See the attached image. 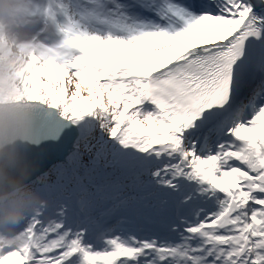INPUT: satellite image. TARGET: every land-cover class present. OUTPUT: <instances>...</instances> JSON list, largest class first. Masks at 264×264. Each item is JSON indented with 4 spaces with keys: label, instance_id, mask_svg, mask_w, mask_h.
<instances>
[{
    "label": "snow or ice",
    "instance_id": "1",
    "mask_svg": "<svg viewBox=\"0 0 264 264\" xmlns=\"http://www.w3.org/2000/svg\"><path fill=\"white\" fill-rule=\"evenodd\" d=\"M48 4L45 202L0 264H264V0Z\"/></svg>",
    "mask_w": 264,
    "mask_h": 264
},
{
    "label": "clouds",
    "instance_id": "2",
    "mask_svg": "<svg viewBox=\"0 0 264 264\" xmlns=\"http://www.w3.org/2000/svg\"><path fill=\"white\" fill-rule=\"evenodd\" d=\"M48 0H0V245L26 242L21 223L37 212L45 197L31 180L29 99L34 70L62 55L49 16ZM52 47L51 55L46 48ZM44 106V105H42ZM46 107V106H44Z\"/></svg>",
    "mask_w": 264,
    "mask_h": 264
},
{
    "label": "water",
    "instance_id": "3",
    "mask_svg": "<svg viewBox=\"0 0 264 264\" xmlns=\"http://www.w3.org/2000/svg\"><path fill=\"white\" fill-rule=\"evenodd\" d=\"M40 108V107H36ZM46 109V107H43ZM51 111H42L34 109L32 124H31V144H40L46 138L54 134L57 129L56 117H51Z\"/></svg>",
    "mask_w": 264,
    "mask_h": 264
},
{
    "label": "bare ground",
    "instance_id": "4",
    "mask_svg": "<svg viewBox=\"0 0 264 264\" xmlns=\"http://www.w3.org/2000/svg\"><path fill=\"white\" fill-rule=\"evenodd\" d=\"M58 38H59V37L57 36V39H58ZM38 107H40V108H35V109L42 110V111H47V112L50 111V110L47 109V108L44 109V108H43L44 106H42V105H38ZM50 115H51V117H52V116H55V114H54L53 112H51ZM52 135H53V134H52ZM52 135H51V136H52ZM51 136H49L48 138H46L44 141H46V140H48L49 138H51ZM52 177L56 178L55 176H52Z\"/></svg>",
    "mask_w": 264,
    "mask_h": 264
},
{
    "label": "rangeland",
    "instance_id": "5",
    "mask_svg": "<svg viewBox=\"0 0 264 264\" xmlns=\"http://www.w3.org/2000/svg\"><path fill=\"white\" fill-rule=\"evenodd\" d=\"M50 39H55L57 40V36L53 33L52 36L50 37ZM52 180H55L54 177H51Z\"/></svg>",
    "mask_w": 264,
    "mask_h": 264
}]
</instances>
